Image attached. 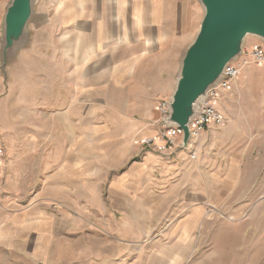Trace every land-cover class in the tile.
<instances>
[{"label": "rangeland", "instance_id": "rangeland-1", "mask_svg": "<svg viewBox=\"0 0 264 264\" xmlns=\"http://www.w3.org/2000/svg\"><path fill=\"white\" fill-rule=\"evenodd\" d=\"M110 1L98 16L120 20L106 32L124 42L118 34L135 30L133 0ZM1 24L0 264H264V199H244L236 187L251 182L263 158L230 160L223 140L200 139L195 161L152 154L146 174L124 180L130 162L144 161L135 145L145 134L141 116L147 128L157 118L156 101L90 104L82 0H34L6 52ZM197 35H187L184 52L172 43L153 62L159 82L163 63L177 82ZM116 50L97 62L110 65ZM244 93L242 103L252 99Z\"/></svg>", "mask_w": 264, "mask_h": 264}, {"label": "crops", "instance_id": "crops-1", "mask_svg": "<svg viewBox=\"0 0 264 264\" xmlns=\"http://www.w3.org/2000/svg\"><path fill=\"white\" fill-rule=\"evenodd\" d=\"M82 3L85 31H88L85 33L87 56H84L83 67L88 68L89 87L86 90L88 91L89 88L90 104L119 101L142 104L147 102L146 104L151 107V102L156 101L153 111L157 118L153 122L152 128H147L145 123L149 116L147 114L141 116L143 118L141 126H144L142 128H145V134L138 136L140 143L135 145L136 151L141 153L144 161L139 162L134 159L130 162V169L124 171L123 179L126 180L128 177L136 175L135 171L146 174L148 170L146 167L153 157L152 154L162 160L174 157L182 164L195 161L190 155L192 149H164L156 152L144 146L143 142L146 138L157 135L160 117L159 103L172 97L177 84L173 80L171 63H163L162 74L167 78L161 77L159 82L156 79L157 69L161 65L153 64V62L160 59L162 54L172 52L173 49L168 48L172 43H183V47L180 44L176 48L182 52L186 50L187 35L195 36L201 27L204 16L202 4L199 0H133L135 30L132 31L133 37L128 35L127 38L129 40L131 37L134 40L128 43L127 38H124L122 34L118 35L125 41L118 42L116 33L106 32L108 25L113 24L114 26L120 20L114 15L102 14L98 16L97 12H105L111 7L110 0H82ZM7 10V0H0V27ZM94 26L97 27L94 28ZM243 47L244 52L251 51L256 47L264 48V40L250 35L245 40ZM118 48L120 50H116L117 53L111 55L112 63L110 65L97 62L101 55H108V49L112 51ZM164 56L167 58L166 54ZM168 57L170 58V55ZM177 58L180 60L181 56H177ZM106 67H110L109 70ZM180 69L177 67L175 73ZM136 70L137 72H135ZM244 91L251 94L252 99L242 103L240 96L245 94ZM218 94L219 97L214 104L223 115L225 122L220 126L212 125L206 128L200 139L205 142L207 138L214 137L219 141L223 140L224 148L227 149L224 152L225 157L230 160L264 159V65L249 64V66L243 67L232 87L228 90H220ZM115 96L122 98L117 99ZM183 154H188V158H184ZM261 164V166L257 165L256 170H252L251 182H237L236 187L243 191L244 199L259 201L264 199V178H262L264 163ZM245 170L241 173L243 177L248 175ZM94 173L97 176L100 175L99 172L94 171ZM60 179L62 180V178ZM113 194L114 192H111V195ZM196 214L194 213L193 217L190 216L187 221L189 229L196 225V220L198 221Z\"/></svg>", "mask_w": 264, "mask_h": 264}, {"label": "water", "instance_id": "water-1", "mask_svg": "<svg viewBox=\"0 0 264 264\" xmlns=\"http://www.w3.org/2000/svg\"><path fill=\"white\" fill-rule=\"evenodd\" d=\"M34 0H13L4 17L5 52L21 39L33 15ZM204 16L194 42L182 59L170 98L166 124L183 130V146L191 142L190 122L211 88L223 80L226 67L244 54L248 36L264 40V0H199Z\"/></svg>", "mask_w": 264, "mask_h": 264}, {"label": "built area", "instance_id": "built-area-1", "mask_svg": "<svg viewBox=\"0 0 264 264\" xmlns=\"http://www.w3.org/2000/svg\"><path fill=\"white\" fill-rule=\"evenodd\" d=\"M249 64L264 65V48L256 47L251 51L244 52L242 57L233 64L226 67L224 71L223 80L217 87L211 88L208 91V96L198 106V114L190 122L191 130V142L188 148L183 146V130L177 125L166 124V120L170 114L168 100H163L159 103L158 111L160 117L158 120L159 131L155 137L146 138L143 145L148 149L160 152L164 149H191L196 145L201 138L202 133L206 128L212 125H223L225 119L221 112L216 109L214 102L219 97L220 90H228L232 87L234 82L238 79L243 67L249 66ZM4 158V151L0 149V160ZM192 160L197 159V155L191 152Z\"/></svg>", "mask_w": 264, "mask_h": 264}]
</instances>
